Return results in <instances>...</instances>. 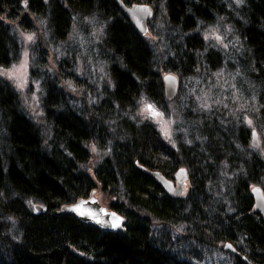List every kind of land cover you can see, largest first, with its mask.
Here are the masks:
<instances>
[{"label": "trees", "instance_id": "1", "mask_svg": "<svg viewBox=\"0 0 264 264\" xmlns=\"http://www.w3.org/2000/svg\"><path fill=\"white\" fill-rule=\"evenodd\" d=\"M238 1L122 0L147 3L153 15L162 10L161 28L153 15L147 22L151 41L116 0H0V66L20 57L13 25L26 29L38 20L63 57L52 72L43 41L31 46L29 81L42 88V124L0 77V264H264V220L250 192L253 184L264 192V155L252 145L255 129L264 149V0ZM86 18L104 25L88 49L105 64L101 81L62 67L73 65L77 45L68 38ZM220 18L238 41L227 49L200 33ZM222 66L235 72L230 80L245 105L236 104L235 92L208 106L177 103L174 144L135 116L142 98L169 111L164 72L183 79ZM90 142L104 152L93 166ZM180 166L189 182L182 195L150 172L172 178ZM93 188L125 217L123 229L54 212Z\"/></svg>", "mask_w": 264, "mask_h": 264}, {"label": "rangeland", "instance_id": "2", "mask_svg": "<svg viewBox=\"0 0 264 264\" xmlns=\"http://www.w3.org/2000/svg\"><path fill=\"white\" fill-rule=\"evenodd\" d=\"M226 1L230 5L231 2L234 3V5H238L239 3L238 0ZM226 6L227 8H231L228 4ZM151 10L152 17V7ZM161 13L162 10H158L156 15H153L154 28L162 27V18L160 17ZM4 21L9 23L8 20L4 19ZM79 22L80 24H75L73 26V35L68 38L70 44L75 43L77 45V47H74V51L77 56L73 58L71 62L73 65H71V67L68 64H64L62 67L66 70L73 68L79 76L86 79H100V81L102 79H107L105 64L100 59L94 57L93 54L88 52V49L90 47H95L96 43L101 39L104 33V25L95 18H86L80 20ZM13 27L17 31L22 43L20 57L14 64L8 67L0 66V77L8 79L12 82L18 92L25 110L37 123L42 124L44 122L43 110L41 106L42 88L39 82L33 81L30 83L29 81V70L32 64L31 46L37 39L43 41L47 47L48 54L47 60L44 63L52 72H56L58 70V64L63 58L61 56L62 52L60 51L62 49L59 48V45L55 46L54 44H48L45 41V21L38 20L34 23L33 27L26 29H20L16 24H14ZM200 33L204 41L222 49H227L229 45L233 46L234 43H238L231 27L227 25V23H224L221 18L220 21L216 19L213 24L201 27ZM144 36L151 41L156 40V38L151 35L149 30H147ZM226 66H228V64H225V67ZM166 73L175 75L172 72H164L163 75ZM177 78L178 86L176 93L172 97L167 98V105L169 107L168 112L163 111L155 103L145 98L140 100L138 108L135 112V116L139 119H149L153 121L164 138L173 144L175 143L173 125L176 121L174 112L177 103L184 104L188 102V104H201L208 106L212 102H224L226 99L230 100L229 93L233 98L234 92L236 95V104L238 106H243L246 103V101H244L238 94L234 83L230 80L235 79V72L226 70L224 66L211 74H203V72H200L194 77L180 79L177 76ZM65 84L69 86L71 85V82L69 80H65ZM149 106H151V108H149ZM245 119L252 125L249 117H246ZM257 139L258 144L256 146L264 155V149L259 143L258 135ZM88 146L91 153L88 165L93 166L104 152L99 150L93 142H90ZM188 184L189 182L186 183V189ZM96 194L98 195L100 201L107 205V196L98 189Z\"/></svg>", "mask_w": 264, "mask_h": 264}, {"label": "water", "instance_id": "3", "mask_svg": "<svg viewBox=\"0 0 264 264\" xmlns=\"http://www.w3.org/2000/svg\"><path fill=\"white\" fill-rule=\"evenodd\" d=\"M122 12L129 19L136 31L144 35L147 32V22L151 17V7L146 3H132L127 5L122 0H116ZM164 82V90L167 97H172L177 90L178 79L175 75L166 73L162 77ZM258 144L257 132L252 129V145ZM151 174L158 180V182L172 195H182L186 191V182L188 174L184 166H180L174 172L173 178H169L162 174L159 170H150ZM97 189L93 188L88 195L80 196L72 202L62 204L55 213L67 212L71 213L82 222H90L96 226L108 230H120L124 228L125 217L118 213L115 209L103 204L98 195ZM250 192L253 195V208L258 211L264 220V192L262 188L253 184L250 187ZM35 208L40 211L43 206L39 203L35 204ZM225 247L234 250L231 243L226 242ZM245 258V257H244ZM249 264L253 263L250 260Z\"/></svg>", "mask_w": 264, "mask_h": 264}, {"label": "bare ground", "instance_id": "4", "mask_svg": "<svg viewBox=\"0 0 264 264\" xmlns=\"http://www.w3.org/2000/svg\"><path fill=\"white\" fill-rule=\"evenodd\" d=\"M164 91H165V90H164ZM165 96H166V93H165ZM172 178H173V177H172ZM187 182H188V180H187ZM187 182H186V183H187ZM163 188H164V187H163ZM102 229H104V228H102ZM107 230H108V229H107ZM113 231H114V230H113ZM231 250H232V249H231ZM234 250H235V249H234Z\"/></svg>", "mask_w": 264, "mask_h": 264}, {"label": "snow or ice", "instance_id": "5", "mask_svg": "<svg viewBox=\"0 0 264 264\" xmlns=\"http://www.w3.org/2000/svg\"><path fill=\"white\" fill-rule=\"evenodd\" d=\"M149 108H151V106H149Z\"/></svg>", "mask_w": 264, "mask_h": 264}]
</instances>
